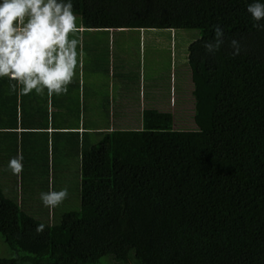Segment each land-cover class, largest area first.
<instances>
[{
	"label": "trees",
	"instance_id": "obj_1",
	"mask_svg": "<svg viewBox=\"0 0 264 264\" xmlns=\"http://www.w3.org/2000/svg\"><path fill=\"white\" fill-rule=\"evenodd\" d=\"M72 2L88 29L197 33L183 62L194 85V125L181 127L170 107L135 115V128L93 133L79 131L83 117H68L52 153L49 139L34 148L33 166L41 161L56 178L50 156L55 165L67 157L78 166V195L53 207L50 222V207L32 212L0 189V235L13 252L0 264H100L107 257L117 264H264V30L246 11L251 0ZM217 25L224 43L210 54L203 44ZM231 39L240 43L238 55ZM10 83L0 78L5 130L19 123V97L23 105L37 97L39 105L43 95H17ZM48 123L41 108L27 129L47 135Z\"/></svg>",
	"mask_w": 264,
	"mask_h": 264
},
{
	"label": "crops",
	"instance_id": "obj_2",
	"mask_svg": "<svg viewBox=\"0 0 264 264\" xmlns=\"http://www.w3.org/2000/svg\"><path fill=\"white\" fill-rule=\"evenodd\" d=\"M77 25L76 32L70 34V36L74 35L80 40L83 57L80 58L73 80L68 85V92L66 94L48 96L47 102H44L46 96L44 92L40 98L39 105L36 102L37 97L33 99V97L26 96L25 105H23V99L19 97L17 112L19 123L14 128L16 130L0 128V153H6L9 150L11 153L14 152L16 155L19 153L23 156L24 167L20 174H12L11 177L5 174L1 177L0 189L6 197L9 196V199H11V195L13 196V187L15 186H20L21 191L18 194H23L24 197L27 195L24 193L23 186L25 185L23 181L31 178L30 171L34 163H36L35 158H37L33 157L34 153L35 156L39 155L34 148H44L45 140L49 139L50 153H52V138H54L56 128L59 129L57 130L59 132L65 131L60 128L65 127L64 123L68 121L67 118L71 115L75 117H83V115L85 117H106L108 124L104 127L98 126L96 119H90L92 123L86 121L83 123V118H81L79 131L82 133L85 128H88V131L93 133L99 130H108V128L110 130L127 129L128 126L133 124L132 118L135 115H142L144 111L149 109L162 110L161 96L158 94L157 97L156 92L148 93L146 86L140 89L138 97L135 98L132 95L133 85L137 87L138 82H133L128 72L129 64L127 63V58H125V54H129L128 47L123 45L124 48L119 51L116 46L117 35L127 34L131 30L88 29L82 26L81 20ZM140 32L146 31L141 30ZM125 48L127 49L125 50L126 53H124ZM79 50L80 47H78ZM41 108L47 109L49 115L47 135L30 133L32 131L27 129L32 128L28 126V117L37 114L41 111ZM23 116H25L26 124L21 123V117ZM62 137L63 135L57 136L56 144L61 149L64 148V145L59 143V139ZM36 142H39V144ZM8 157L11 158L10 156ZM40 162L38 160L37 163ZM55 164L57 163H55L51 155L49 161L51 170L54 169ZM53 173L52 176L55 178ZM13 179L14 182L12 181ZM21 195H19L20 197L18 196L20 199ZM22 200L24 199L22 198ZM27 201H30V199H25L24 204H28Z\"/></svg>",
	"mask_w": 264,
	"mask_h": 264
},
{
	"label": "clouds",
	"instance_id": "obj_3",
	"mask_svg": "<svg viewBox=\"0 0 264 264\" xmlns=\"http://www.w3.org/2000/svg\"><path fill=\"white\" fill-rule=\"evenodd\" d=\"M253 27L264 30V0H251L246 5ZM78 17L72 0H0V78L15 83L9 90L17 95L35 92L48 96L66 94L68 85L83 57L80 40L70 34L77 30ZM225 33L217 25L214 40L203 44L206 52L215 54L224 43ZM78 47L80 50L78 51ZM233 54H239L240 43L230 40ZM23 156L19 153L7 162L12 174L23 170ZM40 200L47 207H55L68 197L67 187L41 192ZM37 224V234L44 231Z\"/></svg>",
	"mask_w": 264,
	"mask_h": 264
},
{
	"label": "rangeland",
	"instance_id": "obj_4",
	"mask_svg": "<svg viewBox=\"0 0 264 264\" xmlns=\"http://www.w3.org/2000/svg\"><path fill=\"white\" fill-rule=\"evenodd\" d=\"M79 21L80 17H78L77 24H79ZM196 34L197 33H193V31L183 30H154L142 33L138 30H131L127 34L117 35L116 37V46L119 51L124 48L123 45L128 47L129 54L125 52L127 49H124V53H126L125 58H127V63L129 64L128 72L131 77H135V81L138 82L137 87L133 85V97H138L140 89L146 86L148 93L156 92L157 97L158 94L162 96L165 100L164 102L169 101L168 106L162 103L164 106L162 107V111L167 110V108L170 107V110L175 111L179 115L177 116L179 119L178 124L185 128H192L194 125V103L193 96L191 95L194 90V85L192 82L191 70L186 64H183V62L186 61L187 63L188 48L197 36ZM141 38L143 39L142 41ZM182 90L185 92L181 93ZM182 94H185V96ZM181 95L182 97L180 99ZM90 119H96L98 126L101 127L107 126L108 124L106 117H85V115H83V123L85 121L92 123ZM130 127L135 128V126L132 125L128 126V128ZM65 150L66 144L61 153L63 154ZM8 156L14 157L16 154L14 152L11 153L9 150L6 153H0V184L2 175L6 174L9 175V177L12 176L11 170L7 168V162L10 159ZM67 159L68 158L66 157L65 160L63 159L62 163L55 165L54 168L57 172L56 179L52 176V171L51 173H48L47 168L39 161L40 163H37L31 168V178L23 181L25 185L23 186L24 193L27 195L24 197L23 194H18V192L21 191L20 186H17L18 188L15 186L13 187V196L11 195L10 198L13 200H16L17 198V202L22 207H26L32 212H39L41 207H47L41 202L39 194L42 191L47 192L50 186L54 189V186L56 185V190L67 187L68 194L71 197L77 196L78 166ZM12 181L14 182V179ZM13 184L15 185V183ZM53 184L55 185L53 186ZM16 185L18 184L16 183ZM17 194L18 196H22L21 199ZM22 198L24 200L30 199V201H27L28 204H24ZM63 202L64 201L57 205V208L63 207ZM49 211L50 214H48L47 211V218L44 217V219L51 222L55 217L53 207H50ZM32 214L35 215V213ZM12 256L13 252L0 235V258H9ZM100 264L117 263L107 257L103 258Z\"/></svg>",
	"mask_w": 264,
	"mask_h": 264
}]
</instances>
